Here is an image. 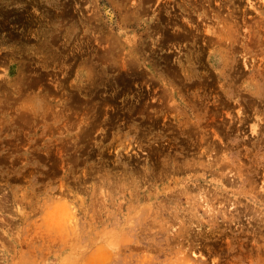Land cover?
Instances as JSON below:
<instances>
[{"label": "rangeland", "instance_id": "obj_1", "mask_svg": "<svg viewBox=\"0 0 264 264\" xmlns=\"http://www.w3.org/2000/svg\"><path fill=\"white\" fill-rule=\"evenodd\" d=\"M0 264H264V0H0Z\"/></svg>", "mask_w": 264, "mask_h": 264}, {"label": "bare ground", "instance_id": "obj_2", "mask_svg": "<svg viewBox=\"0 0 264 264\" xmlns=\"http://www.w3.org/2000/svg\"><path fill=\"white\" fill-rule=\"evenodd\" d=\"M246 67V66H245Z\"/></svg>", "mask_w": 264, "mask_h": 264}]
</instances>
